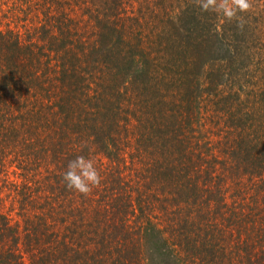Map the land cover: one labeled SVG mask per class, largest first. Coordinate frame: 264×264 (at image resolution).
Returning <instances> with one entry per match:
<instances>
[{
	"label": "trees",
	"instance_id": "obj_1",
	"mask_svg": "<svg viewBox=\"0 0 264 264\" xmlns=\"http://www.w3.org/2000/svg\"><path fill=\"white\" fill-rule=\"evenodd\" d=\"M241 15L0 0V264H264V8Z\"/></svg>",
	"mask_w": 264,
	"mask_h": 264
},
{
	"label": "clouds",
	"instance_id": "obj_2",
	"mask_svg": "<svg viewBox=\"0 0 264 264\" xmlns=\"http://www.w3.org/2000/svg\"><path fill=\"white\" fill-rule=\"evenodd\" d=\"M196 4L203 12L215 13L228 21L235 20L240 28L244 26L241 14L254 8L252 0H196ZM63 180L68 189L88 196L100 186L102 177L93 160L80 155L69 161Z\"/></svg>",
	"mask_w": 264,
	"mask_h": 264
},
{
	"label": "rangeland",
	"instance_id": "obj_3",
	"mask_svg": "<svg viewBox=\"0 0 264 264\" xmlns=\"http://www.w3.org/2000/svg\"><path fill=\"white\" fill-rule=\"evenodd\" d=\"M254 8L256 11L264 8V0H252Z\"/></svg>",
	"mask_w": 264,
	"mask_h": 264
}]
</instances>
